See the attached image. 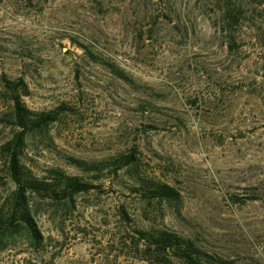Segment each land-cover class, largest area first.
<instances>
[{"label": "rangeland", "instance_id": "obj_1", "mask_svg": "<svg viewBox=\"0 0 264 264\" xmlns=\"http://www.w3.org/2000/svg\"><path fill=\"white\" fill-rule=\"evenodd\" d=\"M4 76L26 80L32 109L69 107L29 135L35 171L135 149L140 172L182 199L142 201L124 169L71 208L38 201L44 244L18 235L0 264H183L145 258L146 225L264 264V0H0V93ZM12 134L0 118V146ZM1 167L0 154V200L15 186Z\"/></svg>", "mask_w": 264, "mask_h": 264}, {"label": "trees", "instance_id": "obj_2", "mask_svg": "<svg viewBox=\"0 0 264 264\" xmlns=\"http://www.w3.org/2000/svg\"><path fill=\"white\" fill-rule=\"evenodd\" d=\"M101 63L120 79L132 80L115 62L102 59ZM3 81L5 91L0 93V98L6 102L8 109L0 118L5 125L11 126L13 134L0 146L1 169L15 186L0 200V251L15 242L18 235L34 248L44 244L45 236L37 221L40 210L38 201L63 202L71 208L79 195L100 189L105 180L115 179L124 169L130 172L129 191L138 194L142 201L149 203L158 200L176 206L180 203L182 193L177 187L161 179L148 178L140 172L135 149L97 161L70 157V161L82 173H70L60 166H52L44 173L35 171L25 159L29 135L45 131L69 107L59 105L50 110L32 109L23 99V96L30 94L23 77L11 80L4 76ZM6 181L3 178L0 183L5 184ZM120 214L128 217L124 206ZM136 230L138 243L143 244L147 260H177L183 264H237L208 251L191 235L152 225L138 226Z\"/></svg>", "mask_w": 264, "mask_h": 264}]
</instances>
